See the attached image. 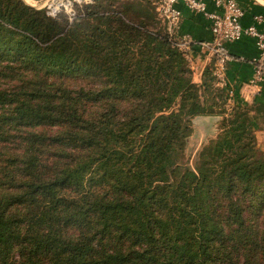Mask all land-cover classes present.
<instances>
[{"label":"trees","instance_id":"obj_1","mask_svg":"<svg viewBox=\"0 0 264 264\" xmlns=\"http://www.w3.org/2000/svg\"><path fill=\"white\" fill-rule=\"evenodd\" d=\"M77 10L70 22L0 0V264H264L248 111L211 66L194 81L142 0ZM207 114L220 131L186 167Z\"/></svg>","mask_w":264,"mask_h":264},{"label":"crops","instance_id":"obj_2","mask_svg":"<svg viewBox=\"0 0 264 264\" xmlns=\"http://www.w3.org/2000/svg\"><path fill=\"white\" fill-rule=\"evenodd\" d=\"M202 1L206 3L209 11L212 12L217 10L216 0ZM236 1L245 9V15L242 18V24L244 26L253 25L254 17L256 15H264V0ZM177 8L182 13L178 29L179 35L187 36L195 42L210 40L212 38L211 20L209 18H207L203 13L187 7L183 2H179L177 4ZM256 26L259 29H263L264 22L256 24ZM229 49L234 58L226 66L224 84H219L217 77L216 83L227 88L229 103L231 105L236 104L239 109L248 111L249 115L256 124L257 136L264 135V91L259 86L252 85L251 83L254 76L253 61L259 55L256 42L253 38L244 36L241 40L230 44ZM188 58L190 60L193 79L196 83H202L203 73L209 66L213 68L214 73L215 61L211 55L205 52L202 48L194 46ZM200 116L216 118L210 127V130L211 132L214 130H220L219 125L222 121V116L219 114H207ZM194 118H197V116ZM203 134L205 136L206 132ZM206 136L211 137L212 135L210 133Z\"/></svg>","mask_w":264,"mask_h":264},{"label":"built area","instance_id":"obj_3","mask_svg":"<svg viewBox=\"0 0 264 264\" xmlns=\"http://www.w3.org/2000/svg\"><path fill=\"white\" fill-rule=\"evenodd\" d=\"M179 2L203 13L211 20L212 38L210 40L195 42L187 36L179 35V22L182 17L181 11L177 8ZM216 6L217 10L211 12L202 0H158L157 11L166 24L170 40L183 50L187 57L190 56L194 46L202 48L211 55L215 61L214 75L221 85L224 84L226 66L234 58L229 45L241 40L244 36L253 38L259 55L253 61L254 76L251 83L264 91V28L259 29L256 26L264 22V15H256L253 25L244 26L242 18L245 15V9L236 0H216ZM76 15V11L70 12V16Z\"/></svg>","mask_w":264,"mask_h":264},{"label":"rangeland","instance_id":"obj_4","mask_svg":"<svg viewBox=\"0 0 264 264\" xmlns=\"http://www.w3.org/2000/svg\"><path fill=\"white\" fill-rule=\"evenodd\" d=\"M27 4L38 8V9H44L46 13L50 16H57L58 14L64 13L70 22L74 21V19L78 16L79 12L77 10V6H80L82 8L84 5L91 3L93 0H24ZM142 2L146 5V7L153 12V14L156 15L157 20L160 22V25L164 27V32L168 34L167 27L165 22H163V19L159 16V13L157 11V5L158 0H142ZM155 6V7H153ZM76 11L77 15L75 17L70 16V12ZM72 14V13H71ZM1 112V110H0ZM222 119V118H221ZM192 128L193 131L191 133V136L188 140V143L186 144L185 150H184V159L182 161V165L190 168L196 167V162L198 160L199 154L202 151V148L209 143V141L217 136L219 133L218 130H214L211 132V137L206 136L204 137L203 133H196L195 126L192 122ZM261 143H264V135H258ZM264 196V194H263ZM255 198H258L256 196ZM253 200L249 197H246L243 202L244 207L247 208L246 210V216L248 218V224L250 226H254L256 223V214H253V205L257 204L255 202V199ZM264 198V197H263ZM254 202V203H253ZM252 206V207H251Z\"/></svg>","mask_w":264,"mask_h":264},{"label":"water","instance_id":"obj_5","mask_svg":"<svg viewBox=\"0 0 264 264\" xmlns=\"http://www.w3.org/2000/svg\"><path fill=\"white\" fill-rule=\"evenodd\" d=\"M215 119L216 118H214V117H201V116H199V117L197 116V118H193L192 122L195 126L196 133L206 132L205 135L210 134L211 133L210 127L212 126ZM201 120H203V121H201ZM190 136L186 139L187 143H188Z\"/></svg>","mask_w":264,"mask_h":264}]
</instances>
